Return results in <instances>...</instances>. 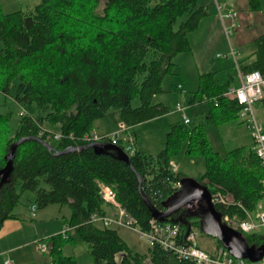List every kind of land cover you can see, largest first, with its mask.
<instances>
[{"label": "trees", "instance_id": "obj_1", "mask_svg": "<svg viewBox=\"0 0 264 264\" xmlns=\"http://www.w3.org/2000/svg\"><path fill=\"white\" fill-rule=\"evenodd\" d=\"M249 1L251 8L261 7L260 0ZM213 4L39 0L26 10L5 12L0 0V89L9 94L14 88L18 103H34L46 110L40 116L20 114L14 130L12 111L0 113V169L7 163L10 145L27 137L16 148L13 168L0 187V229L5 219L18 217L14 210L22 194L29 192L38 209L54 203L70 209L63 220L69 229L41 238L50 254L45 264H79L64 247L82 242L87 243L94 264H144L146 254L133 250L116 228L92 221V214L107 212L99 183L113 188L118 202L143 230H149L154 217L141 190L154 206L163 208L186 176L171 163L185 142L188 155L205 160L198 181L225 198L215 203L223 215L243 216L255 207L264 195V165L252 143L222 153L210 144L204 124L192 128L181 122L171 124L158 152L136 148L129 155L130 163L114 149L89 146L64 151L93 142L85 136L94 129L95 120L111 111L130 127L168 113L169 105L155 102L154 95L163 91L162 81L173 72L174 58L191 50L189 34ZM237 64L244 72L260 70L264 75V33ZM236 68L223 81L215 70L199 73L189 102L206 104L208 124L228 123L239 116L241 104L227 94ZM46 121L59 125L60 139L54 137L55 130L44 126ZM115 144L123 146L122 140ZM198 208L199 204L184 207L164 221L179 223L183 234L191 227L201 229ZM244 235L250 245L264 243L260 233ZM218 244L222 245L219 240ZM147 253L153 264H195L158 242L151 243Z\"/></svg>", "mask_w": 264, "mask_h": 264}, {"label": "rangeland", "instance_id": "obj_2", "mask_svg": "<svg viewBox=\"0 0 264 264\" xmlns=\"http://www.w3.org/2000/svg\"><path fill=\"white\" fill-rule=\"evenodd\" d=\"M38 1L39 0H1L3 10L5 12H11L17 9L26 10L32 7ZM207 1L213 2L214 0ZM103 2L104 0H102V3ZM200 2L203 3L202 1ZM231 35L232 34H228V36L230 37ZM202 39L203 38H201V40ZM193 43L195 45H191V50L181 52L174 58L176 65L173 68V72L167 74L164 77L162 81L163 91L155 95V101H161L168 104L170 106V111L165 115H161L156 118L137 123L133 129L136 134V143L143 150L156 151L164 146L166 141V134L170 129V125L177 120H181L182 117V113L176 109V104L178 102L185 105L183 112L191 119V122L187 125L188 127H192L201 123L205 125L207 136L209 138L210 144L214 149L225 153L227 150L233 147L250 144L253 141L252 134L247 124L242 121L240 116L228 123L208 124L205 112L203 111L204 108L202 110V108L198 105H189L188 98L190 96V92L194 91L197 88L199 72L207 71L210 69H217L220 63L223 65L226 64V72L231 71L232 69L233 71H235V65H239L235 64V58L231 53L227 54L226 52H220L219 54H222L223 56L218 57L216 52L213 53V51H215V48L211 49L212 52H210L209 48L204 47L205 43L203 42V40H192V44ZM239 59L240 55L237 53L236 60L239 61ZM16 82L17 80L15 81V83ZM178 83L183 84V88H178ZM13 92L14 88L11 89V92L9 94H6L0 89V113L12 111L13 130L17 126V120L19 118V115L21 114V110L29 112L33 116H40L46 113V110L37 107L34 103H18L13 97ZM139 103V99L134 100L135 105H138ZM46 122L43 123L45 124V127L52 130L58 129V127H53ZM48 126H50L51 128ZM95 126L97 132L116 131L120 128L119 115H117L116 112L111 111L105 117H102L98 121H96ZM191 157L197 159V156L190 155H188V157L181 156L177 158L181 162L180 171H182V173L183 171H185L186 173H193L196 178L199 179L202 170H204L205 168L204 161L203 163L201 161L191 162ZM198 157L203 158L202 156ZM31 202V193L24 192L14 210L15 213L20 217L27 218L28 220L33 221V219H31L30 210ZM52 205L49 207V214L51 210L56 212L57 209L60 208L59 204L54 205V207H52ZM112 210L113 208L108 205L107 212H111ZM59 219L61 220V217H59ZM116 228L133 250L146 254L147 257L145 258L144 264H153L150 261L147 253L149 245L151 243L145 238H142L139 231L127 225L117 226ZM260 232L264 233V229H261ZM35 240L33 242V245L36 249H38ZM199 240L201 242V245L208 250H212L214 246L219 245L217 238L206 234L201 229H199ZM64 251L67 254L76 255L79 264H94L93 258L88 249V245L85 242H82L75 246L67 244L64 247ZM40 254H42V262L48 261L50 259L49 250L45 253Z\"/></svg>", "mask_w": 264, "mask_h": 264}, {"label": "built area", "instance_id": "obj_3", "mask_svg": "<svg viewBox=\"0 0 264 264\" xmlns=\"http://www.w3.org/2000/svg\"><path fill=\"white\" fill-rule=\"evenodd\" d=\"M218 13L220 14L224 28L227 34H231L236 27L235 16L231 11H224L222 5L215 0ZM230 19V22L227 20ZM231 54L236 60V50L231 49ZM222 57V54H218ZM237 63V62H236ZM238 83H231L227 88V94L233 95L241 104L239 116L242 121L249 127L253 141L252 147L262 164L264 165V117L259 115L255 108V103L264 100V75L260 70H252L244 72L237 65ZM182 88V84H178ZM185 105L178 102L176 109L182 113L183 122L189 123L190 118L183 112ZM21 114L25 113L21 110ZM61 133L56 132V137L60 138ZM87 140L108 141L111 138L112 143L122 140V148L130 155L136 151V138L130 126L120 121V128L110 134H97L91 132L85 136ZM180 185V184H179ZM100 192L105 202L113 208L111 212L105 214L94 213L91 216L93 222L102 226H130L141 234L150 243L158 242L164 248L174 250L181 257L193 261L195 264H264V255L258 260H250L248 258L236 257L231 254L223 245H216L212 250L206 249L201 245L199 240V228L191 227L185 234L183 229L177 222L160 221L156 218L150 220L149 230H143L137 223L136 218L131 215L116 199L115 191L110 186L100 182ZM212 200L216 202H225V198L220 194H213ZM37 204H31L32 215L37 212ZM223 221L233 228L243 233H264L260 232L264 229V195L257 201L255 207L246 212L245 215L237 214L222 215ZM69 229L67 224L62 227V232ZM37 248L41 252L49 250L45 240L39 238L35 240ZM5 264H11V261L5 260Z\"/></svg>", "mask_w": 264, "mask_h": 264}, {"label": "crops", "instance_id": "obj_4", "mask_svg": "<svg viewBox=\"0 0 264 264\" xmlns=\"http://www.w3.org/2000/svg\"><path fill=\"white\" fill-rule=\"evenodd\" d=\"M199 1H202L203 3H210L207 0H199ZM216 1H218L222 5L224 11H231L234 13L236 27L231 33L232 34L231 37L228 36V34L225 31L224 22L220 14L218 13L216 3L214 0L213 1L214 4L211 7L210 13L202 19L199 27L196 28L194 31H192L191 34L189 35L191 45H195L194 43L192 44V40L193 41L203 40V42L205 43L204 47L209 48L210 52H212L211 49L215 48V51H213V53L216 52L217 55L220 52H226L227 54L231 53V49L233 48L236 50V54L238 53L240 55V59H239L240 61L241 59H243L245 56L249 54L251 50V46H252V41L255 38H257L260 34L264 33V0H260L261 7L259 9L251 8L249 0H216ZM227 21L230 22V19H228ZM201 38L203 39L201 40ZM236 61L238 62V60H235V62ZM225 68H227L226 64L223 65L220 63L217 69H210V70H215L218 79L220 81H223L229 76L231 71H233L232 69L231 71L226 72ZM201 72H204V71H201ZM236 75H237V71H236ZM238 82L239 80L235 76L234 81L231 83H238ZM178 84H177V87H178ZM182 88H183V84H182ZM154 101H155V95H154ZM189 101H190V96L188 98L189 105H198L199 107L202 108V110L204 108L203 111L205 112V116L207 120V107L205 106L206 104L205 103L191 104ZM255 108L257 112L259 113V115L263 116L264 115V100L256 102ZM116 114L118 115L117 112ZM98 120L99 119L95 120L94 129L92 130V132L101 134V135L110 134V133L115 132V131L97 132L95 123ZM176 122H181L185 125H188L191 122V119L189 123H184L183 116H182L181 120H177ZM46 123H49V122H46ZM49 124L53 127H58L57 130H60L59 125L52 124V123H49ZM134 127L135 125H133L131 129H134ZM134 134H135V131H134ZM135 138H136V134H135ZM186 147H187V143L185 142L182 146L181 152L178 155L174 156L171 160V163L175 171H180V168H181L180 167L181 162L177 158L181 156L188 157V154L186 153ZM137 148L147 153H156L160 150V149L156 151L143 150L138 145H137ZM194 161L195 162L201 161L202 163L204 161V165H205L204 158L197 156V159H196L194 157H191V162H194ZM204 171H205V168L204 170H202L201 174ZM183 173L186 176H191V177L196 178V176L193 173H186L185 171H183ZM32 203L33 202H31V204ZM51 205L52 204H49L46 207L39 209V213L37 210L35 216H33L31 212V219H33V221H30L27 218H23L20 216H18L17 218H8L4 220L2 227L0 229V264H5V260H8V259L11 261V264H45L46 262L50 261L49 259L48 261L42 262L41 260L42 254L40 253H45V252H41L39 249H36L33 245V242L35 239L45 238V237H48L49 235L60 232L64 224V221H63L64 218L70 215V209L68 208V206L60 205V204H59L60 208L57 209L56 212L51 210L49 214L48 211ZM54 205H57V203H54L52 207H54ZM59 217H61V220L59 219ZM113 227L116 228L117 226H113Z\"/></svg>", "mask_w": 264, "mask_h": 264}, {"label": "water", "instance_id": "obj_5", "mask_svg": "<svg viewBox=\"0 0 264 264\" xmlns=\"http://www.w3.org/2000/svg\"><path fill=\"white\" fill-rule=\"evenodd\" d=\"M27 139L22 137L13 142L6 154L7 163L0 169V187L7 180L12 168L13 157L18 145ZM50 149L53 145L43 141ZM94 147L98 149H114L119 153L127 163H130V156L122 148V146L110 141H94L88 145L80 147H69L64 151L71 149H83L86 147ZM139 188H141V176H139ZM141 190V189H140ZM141 194L147 206L149 207L152 216L160 221H164L178 212L184 207L192 204H199L197 211L201 218L200 228L203 232L217 238L228 251L236 257L248 258L250 260H258L264 255V243L259 246L250 245L244 233L236 228L226 224L222 219V212L219 211L212 200L213 194L208 187L201 184L198 179L185 176L181 179L178 188L163 202V208L154 206L146 194L141 190ZM190 229V228H189Z\"/></svg>", "mask_w": 264, "mask_h": 264}, {"label": "bare ground", "instance_id": "obj_6", "mask_svg": "<svg viewBox=\"0 0 264 264\" xmlns=\"http://www.w3.org/2000/svg\"><path fill=\"white\" fill-rule=\"evenodd\" d=\"M44 126H45V125H44ZM46 128H47V127H46ZM48 129H49V128H48ZM56 132H60V130H57ZM56 132L53 134L54 137H55L56 139H60L62 135L60 136V138H57V137H56ZM60 133H61V132H60ZM92 141L94 142V141H97V140H92ZM128 155H129V154H128Z\"/></svg>", "mask_w": 264, "mask_h": 264}]
</instances>
